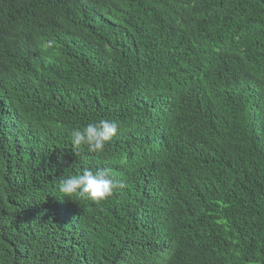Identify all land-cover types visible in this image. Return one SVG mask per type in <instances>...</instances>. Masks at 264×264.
<instances>
[{"label": "trees", "instance_id": "16d2710c", "mask_svg": "<svg viewBox=\"0 0 264 264\" xmlns=\"http://www.w3.org/2000/svg\"><path fill=\"white\" fill-rule=\"evenodd\" d=\"M98 168L124 187L63 198ZM158 227L169 264H264V0H0V264H120Z\"/></svg>", "mask_w": 264, "mask_h": 264}, {"label": "clouds", "instance_id": "9594fccd", "mask_svg": "<svg viewBox=\"0 0 264 264\" xmlns=\"http://www.w3.org/2000/svg\"><path fill=\"white\" fill-rule=\"evenodd\" d=\"M52 42H47L44 47H51ZM118 132V123L114 120L101 118L90 121L82 128H74L71 131V143L77 148L84 147L88 151L99 152L112 140ZM110 170L98 168L93 171L83 170L76 175H68L59 181V192L63 198L67 197L73 201V197H81L90 206L91 203L101 202L109 198L116 189L123 188L124 183L110 177ZM210 207L219 212L216 222L220 228L228 221L221 214V203L204 195L203 200L194 209L202 217L210 221ZM117 213V212H116ZM114 213V218L116 216ZM188 225V213L176 219ZM114 223V219H113ZM174 228H160L147 235L143 240L127 238L117 249L118 262L120 264H169L175 254L176 239L173 236ZM151 251V254L149 253Z\"/></svg>", "mask_w": 264, "mask_h": 264}]
</instances>
